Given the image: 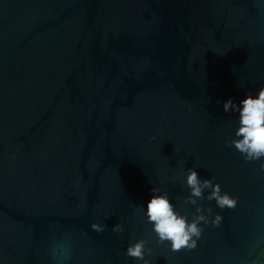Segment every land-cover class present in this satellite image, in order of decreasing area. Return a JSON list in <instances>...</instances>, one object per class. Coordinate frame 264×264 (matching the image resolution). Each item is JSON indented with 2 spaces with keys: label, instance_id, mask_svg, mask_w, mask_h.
<instances>
[{
  "label": "water",
  "instance_id": "1",
  "mask_svg": "<svg viewBox=\"0 0 264 264\" xmlns=\"http://www.w3.org/2000/svg\"><path fill=\"white\" fill-rule=\"evenodd\" d=\"M261 87L264 0H0V264H261L264 158L223 108ZM189 169L237 206L185 203ZM153 187L201 208L194 250L157 242Z\"/></svg>",
  "mask_w": 264,
  "mask_h": 264
},
{
  "label": "clouds",
  "instance_id": "2",
  "mask_svg": "<svg viewBox=\"0 0 264 264\" xmlns=\"http://www.w3.org/2000/svg\"><path fill=\"white\" fill-rule=\"evenodd\" d=\"M242 105V107H241ZM225 113H239V127L236 130L235 136L237 139L229 141L230 146L241 153L245 161L251 162L264 158V87L258 90L257 95L251 94L235 102L229 98L223 105ZM260 169L264 171V163L260 164ZM186 184L190 188V195L185 200V203L195 205L197 199L203 198V190L210 189L208 200H215L217 206L221 209H234L237 206V199L231 197L228 193H221L220 185L213 184L211 179L201 180L197 171L189 169L186 177ZM160 190L152 188L153 195L146 206V215L148 222L152 224L153 231L158 237V243L169 241L171 250L179 252L184 249L189 251L197 247V241L202 234L200 222L208 223L207 218L201 213V208L196 209L191 222L187 217L175 211L173 204L170 202L168 194L158 195ZM211 211V209H209ZM222 221V216L217 214L211 223L218 226ZM91 228L97 233L104 231V226L98 223H93ZM113 231H123L121 225L113 226ZM145 240H139L134 244H130L127 248L126 255L128 257L144 260ZM144 264H148L144 260ZM264 264V261L261 262Z\"/></svg>",
  "mask_w": 264,
  "mask_h": 264
},
{
  "label": "trees",
  "instance_id": "3",
  "mask_svg": "<svg viewBox=\"0 0 264 264\" xmlns=\"http://www.w3.org/2000/svg\"><path fill=\"white\" fill-rule=\"evenodd\" d=\"M262 261H264V257L262 258ZM262 261H261V262H262Z\"/></svg>",
  "mask_w": 264,
  "mask_h": 264
}]
</instances>
